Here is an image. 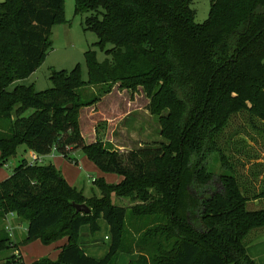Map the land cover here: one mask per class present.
<instances>
[{
    "label": "trees",
    "instance_id": "trees-1",
    "mask_svg": "<svg viewBox=\"0 0 264 264\" xmlns=\"http://www.w3.org/2000/svg\"><path fill=\"white\" fill-rule=\"evenodd\" d=\"M62 4L0 0L1 166L21 146L44 158L55 152L76 166L72 154L82 151L103 173L123 180L110 185L97 179L100 198H87L53 164L22 160L0 182V250L12 237L2 222L15 215L27 224L18 248L68 240L56 261L31 264H118L123 254L137 256L129 264H256L247 248L264 236V174L258 169L264 166L253 165L246 178L234 154L257 160L247 141L222 142L239 115L264 138V0H210L201 24L193 0H76V12L88 15L85 30L96 34L107 59L86 52L87 82L77 67L54 73L48 90L19 85L8 92L52 49ZM116 86L144 93L159 142L121 152L106 141L107 122L96 126L95 142H86L80 110ZM112 195L131 205H114ZM73 204H86L91 213H77ZM100 220L111 240L106 256L95 260L79 239L85 226L99 232ZM128 221L139 225L134 237L126 232Z\"/></svg>",
    "mask_w": 264,
    "mask_h": 264
},
{
    "label": "rangeland",
    "instance_id": "rangeland-1",
    "mask_svg": "<svg viewBox=\"0 0 264 264\" xmlns=\"http://www.w3.org/2000/svg\"><path fill=\"white\" fill-rule=\"evenodd\" d=\"M192 8L196 11L195 20L197 23H204L209 18L210 0H193ZM87 16L76 12V0H63L60 18L56 21L52 30V49L46 53L40 67L34 74L30 75L27 79L12 83L7 88V91L12 92L19 85H32L38 92L48 90L53 87L51 78L54 73L63 71L71 73L77 67L80 68L81 79L87 82L86 52L89 50L96 51L99 62L107 59L105 52L99 50L95 45L98 42L96 34L85 30L84 22ZM110 47L107 46L106 49ZM147 104L148 99L141 90L132 93L120 90L118 86L114 87L109 94L102 95L101 102L95 104L93 107L82 108L80 110V122L83 123L87 143L93 139L90 138L94 134L93 126L95 124L97 126L100 122L111 124L107 131V134H109V138L107 139H110L113 144H117L119 147L128 148L127 150H134L141 145L145 146L159 142L161 140L159 136V124L157 119L148 113L146 109ZM245 118L244 115H239L233 119V122L226 131V138H224L222 143H235L239 138H244L247 141L249 154L253 158L257 157L258 159L251 161L245 158L246 155H239V157L237 154L234 155L241 162V164L237 165L241 174L246 178H250L251 170L257 169L253 165L262 164L264 166V138L254 131L249 126V123L247 125L248 120L247 118L245 120ZM111 130L113 133L110 136ZM237 133H239V136L235 137ZM230 140L232 141L230 142ZM233 147L231 145V148ZM233 151L235 153L234 148ZM29 157L30 153L28 149L25 146L19 147L17 155L10 158L6 165L1 166L0 163V177L5 175L11 176L21 161L24 159L29 160ZM46 162L49 164L48 161ZM258 169L264 174V168L258 167ZM92 179L91 174L82 173L80 176L79 187L83 188L86 194L92 190L96 193L99 192L93 184ZM100 196L99 192V195H94L93 197L100 198ZM112 202L114 205L121 207L131 205L129 200L117 198L115 195H112ZM15 222L16 224H12L13 226L7 223V219L6 222H2V228L5 230V227H8L12 237H9L10 241L7 244V248L0 250V264L11 263L13 260L19 264L21 258H23L22 252L14 244H22L23 239L26 237L27 224L24 222L20 223L17 219ZM101 224L102 227L96 236L98 239H101L99 248H103L104 250L110 241L104 240L105 235H107L106 222L102 220ZM21 225L23 226L21 227ZM17 226L19 227L16 230H11ZM133 228L136 231L139 225L136 221H128L126 232L132 237L135 235ZM50 252L51 250L41 243L31 245L23 252L24 260L27 264H30L34 260L49 257ZM128 259L132 260L134 258L123 254L120 256L118 264H128Z\"/></svg>",
    "mask_w": 264,
    "mask_h": 264
},
{
    "label": "crops",
    "instance_id": "crops-1",
    "mask_svg": "<svg viewBox=\"0 0 264 264\" xmlns=\"http://www.w3.org/2000/svg\"><path fill=\"white\" fill-rule=\"evenodd\" d=\"M110 126H111V124H108V128ZM81 128H82L83 136L87 142V137H86L85 131L83 130V123L82 122H81ZM93 130H94L93 131L94 134L92 136H90V138H93V139L90 140L89 143H93L96 140V124L93 126ZM110 133H111L110 134V136H111L113 131L111 130ZM108 136H109V134L106 135V141H110V139H107V138H109ZM110 142L113 144L112 141H110ZM113 145L116 148H118L119 150L125 149V150H120L122 152L127 151V149H128V148H124L122 146L119 147L117 144H113ZM29 153H30V157H29V160H30L33 152L29 151ZM72 157L77 160V163H78L77 166L69 163L65 158L56 154L55 152L52 153L50 156L45 157L44 163L47 164L46 161H48L49 164L50 163L53 164L62 173L63 177L66 179V181L69 183V185H71L72 187H75L78 190L82 191L84 193L85 197H87V198L93 197L94 195H99V192L96 193L94 190H92L90 193L86 194L84 189L79 187L80 176L82 173L91 174V176L93 177V179H92L93 182L97 179H104L105 182L107 184H110V185H116L123 180V178L119 175L103 173L94 163H92L83 154L82 151L74 152L72 154ZM26 160L29 161L28 159H26ZM6 178H8L7 175L1 176L0 182L5 180ZM15 221H16L15 215H9L8 216L7 223L9 225H11V226L15 225L16 224ZM101 221L102 220L99 221L100 229L102 227ZM105 225L107 227V235H105L104 240L110 241V228L107 225V223ZM22 226L23 225H21V227ZM18 227L19 226L12 228L11 230H16ZM96 234H92L90 231V228L88 226L83 227L81 229V233H80L79 245L81 246V248L83 249L84 253L87 256H89L95 260H102L106 256V254L108 253L110 242H109L108 246H106V248H104V250H103V248H99L101 239H98ZM67 241H68L67 239H64V240L57 242L53 245L45 246L46 248L51 250L49 257H47V258L51 259L52 261H56L59 257L60 252H61V248L67 244ZM38 243H40V242L37 241V242L31 243L27 246H20L19 249L22 252L23 258H24V253H23L24 250L27 249L29 246L36 245ZM98 251H100V252H98ZM247 252H248V255L250 256V258L253 259L256 264H264V236L262 238H260L259 240H257L256 242L249 245L247 248ZM132 257L135 259L137 256L133 255ZM134 259H132V260H134ZM128 260H129L128 261V264H129L131 259H128ZM35 261H37V260H34L33 262H35ZM24 262H25V260H24Z\"/></svg>",
    "mask_w": 264,
    "mask_h": 264
},
{
    "label": "water",
    "instance_id": "water-1",
    "mask_svg": "<svg viewBox=\"0 0 264 264\" xmlns=\"http://www.w3.org/2000/svg\"><path fill=\"white\" fill-rule=\"evenodd\" d=\"M73 207L75 208L77 213H83L87 215L91 213V210L85 204H82V205L73 204Z\"/></svg>",
    "mask_w": 264,
    "mask_h": 264
},
{
    "label": "built area",
    "instance_id": "built-area-1",
    "mask_svg": "<svg viewBox=\"0 0 264 264\" xmlns=\"http://www.w3.org/2000/svg\"><path fill=\"white\" fill-rule=\"evenodd\" d=\"M29 163L31 165H34V164H38V165L44 164V157H40L37 154L33 153L32 156H31V158H30V160H29Z\"/></svg>",
    "mask_w": 264,
    "mask_h": 264
}]
</instances>
